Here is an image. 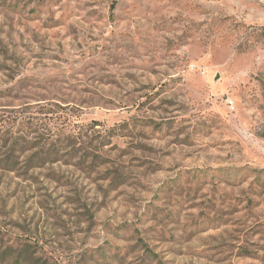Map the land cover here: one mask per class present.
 I'll return each mask as SVG.
<instances>
[{"label":"rangeland","instance_id":"374dc122","mask_svg":"<svg viewBox=\"0 0 264 264\" xmlns=\"http://www.w3.org/2000/svg\"><path fill=\"white\" fill-rule=\"evenodd\" d=\"M0 264H264V0H0Z\"/></svg>","mask_w":264,"mask_h":264},{"label":"trees","instance_id":"16d2710c","mask_svg":"<svg viewBox=\"0 0 264 264\" xmlns=\"http://www.w3.org/2000/svg\"><path fill=\"white\" fill-rule=\"evenodd\" d=\"M11 164H12L11 167H14V165H15V164H14V161H11Z\"/></svg>","mask_w":264,"mask_h":264},{"label":"built area","instance_id":"2783aa9c","mask_svg":"<svg viewBox=\"0 0 264 264\" xmlns=\"http://www.w3.org/2000/svg\"><path fill=\"white\" fill-rule=\"evenodd\" d=\"M228 103H229V104H232V101L230 100V101H228Z\"/></svg>","mask_w":264,"mask_h":264}]
</instances>
